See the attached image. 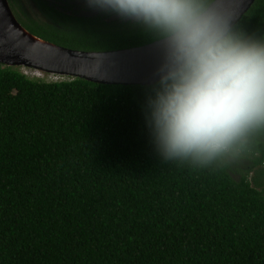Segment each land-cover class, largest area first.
I'll return each instance as SVG.
<instances>
[{
  "label": "trees",
  "instance_id": "trees-1",
  "mask_svg": "<svg viewBox=\"0 0 264 264\" xmlns=\"http://www.w3.org/2000/svg\"><path fill=\"white\" fill-rule=\"evenodd\" d=\"M9 2L29 31L62 46L157 40L130 20ZM237 26L264 35V0ZM149 92L46 82L0 63V264H264V135L227 165L165 161L145 119Z\"/></svg>",
  "mask_w": 264,
  "mask_h": 264
},
{
  "label": "clouds",
  "instance_id": "clouds-1",
  "mask_svg": "<svg viewBox=\"0 0 264 264\" xmlns=\"http://www.w3.org/2000/svg\"><path fill=\"white\" fill-rule=\"evenodd\" d=\"M240 2L87 0L158 41L145 119L165 161L227 165L264 135V35L237 26Z\"/></svg>",
  "mask_w": 264,
  "mask_h": 264
},
{
  "label": "water",
  "instance_id": "water-1",
  "mask_svg": "<svg viewBox=\"0 0 264 264\" xmlns=\"http://www.w3.org/2000/svg\"><path fill=\"white\" fill-rule=\"evenodd\" d=\"M256 0H241L236 24ZM158 41L124 49L90 51L59 45L23 26L9 0H0V63L61 73L100 84L151 86L161 61Z\"/></svg>",
  "mask_w": 264,
  "mask_h": 264
},
{
  "label": "flooded vegetation",
  "instance_id": "flooded-vegetation-1",
  "mask_svg": "<svg viewBox=\"0 0 264 264\" xmlns=\"http://www.w3.org/2000/svg\"><path fill=\"white\" fill-rule=\"evenodd\" d=\"M47 1L52 8L65 12L69 15L83 16V17H101L107 21H113V20L128 21L126 19H121L119 16L115 14H111L90 7L87 3V0H47ZM32 6L35 9V11H39L38 8H36V5H32ZM241 161L245 162L243 160ZM236 173L241 174L238 171V169H236Z\"/></svg>",
  "mask_w": 264,
  "mask_h": 264
},
{
  "label": "built area",
  "instance_id": "built-area-1",
  "mask_svg": "<svg viewBox=\"0 0 264 264\" xmlns=\"http://www.w3.org/2000/svg\"><path fill=\"white\" fill-rule=\"evenodd\" d=\"M22 73L30 78H37L42 79L46 82H59L64 80H73L75 77L61 74V73H54V72H47L40 69L22 66L21 67Z\"/></svg>",
  "mask_w": 264,
  "mask_h": 264
},
{
  "label": "rangeland",
  "instance_id": "rangeland-1",
  "mask_svg": "<svg viewBox=\"0 0 264 264\" xmlns=\"http://www.w3.org/2000/svg\"><path fill=\"white\" fill-rule=\"evenodd\" d=\"M22 2V4H24L25 7L29 6V3H27V0H20ZM60 4V3H59ZM62 5V4H61ZM252 175L254 174V172L251 173ZM250 174V177H252V175Z\"/></svg>",
  "mask_w": 264,
  "mask_h": 264
}]
</instances>
